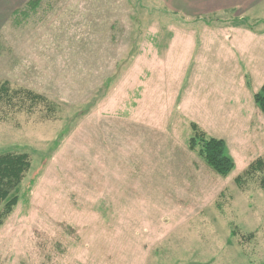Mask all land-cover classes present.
Instances as JSON below:
<instances>
[{"label":"rangeland","instance_id":"obj_1","mask_svg":"<svg viewBox=\"0 0 264 264\" xmlns=\"http://www.w3.org/2000/svg\"><path fill=\"white\" fill-rule=\"evenodd\" d=\"M0 0V154L31 168L0 264H264V2L191 19L161 0ZM236 15H242L237 17ZM191 124L223 140L221 177ZM240 178V181L237 179Z\"/></svg>","mask_w":264,"mask_h":264},{"label":"trees","instance_id":"obj_2","mask_svg":"<svg viewBox=\"0 0 264 264\" xmlns=\"http://www.w3.org/2000/svg\"><path fill=\"white\" fill-rule=\"evenodd\" d=\"M40 0L28 1L23 10L15 11V16H26L28 11H34L39 6ZM8 83L0 85V104L12 97L24 106L29 103V108L39 104H45L46 99L31 91L19 90L9 93ZM253 101L264 115V84L260 90L253 95ZM192 137L189 139L188 148L190 151L198 150V155L205 161L207 166L217 175L226 177L234 168V163L226 155V144L223 140L208 137L196 124H191ZM31 168V162L27 154L1 153L0 154V227L5 219L13 212L19 200L20 186L25 175ZM264 168V161L259 158L251 164L245 175H253L261 172ZM240 181V178L237 179ZM260 188L264 194V177L260 179Z\"/></svg>","mask_w":264,"mask_h":264},{"label":"crops","instance_id":"obj_3","mask_svg":"<svg viewBox=\"0 0 264 264\" xmlns=\"http://www.w3.org/2000/svg\"><path fill=\"white\" fill-rule=\"evenodd\" d=\"M164 7L183 17L200 18L216 12L234 11L242 14L264 0H161ZM237 17L242 15H236Z\"/></svg>","mask_w":264,"mask_h":264}]
</instances>
